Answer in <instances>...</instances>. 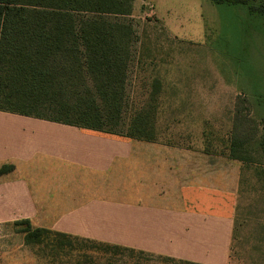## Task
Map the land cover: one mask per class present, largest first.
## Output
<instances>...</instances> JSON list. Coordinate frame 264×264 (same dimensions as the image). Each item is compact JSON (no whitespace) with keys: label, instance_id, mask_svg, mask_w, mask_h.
I'll return each instance as SVG.
<instances>
[{"label":"crops","instance_id":"obj_1","mask_svg":"<svg viewBox=\"0 0 264 264\" xmlns=\"http://www.w3.org/2000/svg\"><path fill=\"white\" fill-rule=\"evenodd\" d=\"M205 157L0 112V167L13 166L0 175V225L28 220L158 256L226 264L237 171L222 185L220 162L207 168Z\"/></svg>","mask_w":264,"mask_h":264},{"label":"trees","instance_id":"obj_2","mask_svg":"<svg viewBox=\"0 0 264 264\" xmlns=\"http://www.w3.org/2000/svg\"><path fill=\"white\" fill-rule=\"evenodd\" d=\"M129 1L0 0V112L157 142L155 119L164 93L161 79L152 70L146 72L140 85L144 94L141 100H133L128 89L134 65L139 77L144 72L141 55L138 57L134 50L136 37L128 17ZM209 1L244 6L248 15L264 16V0ZM235 108L226 140V157L242 163L245 169L251 168L257 186L262 187L264 165L256 162L252 144L258 145L264 158V118L257 122L244 113L241 105ZM12 170V165L4 164L0 175ZM242 191L241 179L230 245L241 225ZM254 222L264 231L263 223ZM11 224L20 227L17 232L24 235L25 245H50L52 256L65 254L64 250L68 253L86 248L106 256V264H118L117 257L125 254L195 264L35 228L28 220ZM91 253L77 254L76 264H95Z\"/></svg>","mask_w":264,"mask_h":264},{"label":"rangeland","instance_id":"obj_3","mask_svg":"<svg viewBox=\"0 0 264 264\" xmlns=\"http://www.w3.org/2000/svg\"><path fill=\"white\" fill-rule=\"evenodd\" d=\"M128 17L144 69L140 77L135 65L130 71V97H144L141 81L152 70L164 85L155 119L156 143L202 153L207 168L220 162L222 185L237 171L236 196L243 180L241 225L226 264H264V231L254 222L264 224V184L257 186L251 168L228 159L225 150L236 106L257 122L264 118V16L209 0H130ZM252 148L256 162L264 165L258 145ZM130 172L124 177L132 187L135 177ZM18 229L11 223L0 225V264H76L77 254L91 253L70 249L52 256L50 245H25ZM93 256L95 264H106V256ZM117 258L118 264H182L140 255Z\"/></svg>","mask_w":264,"mask_h":264}]
</instances>
